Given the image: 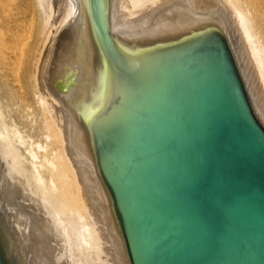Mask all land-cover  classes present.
Returning a JSON list of instances; mask_svg holds the SVG:
<instances>
[{"label": "water", "instance_id": "obj_1", "mask_svg": "<svg viewBox=\"0 0 264 264\" xmlns=\"http://www.w3.org/2000/svg\"><path fill=\"white\" fill-rule=\"evenodd\" d=\"M80 0L46 68L127 264H264V93L229 6L112 28ZM0 264H41L0 212Z\"/></svg>", "mask_w": 264, "mask_h": 264}, {"label": "bare ground", "instance_id": "obj_2", "mask_svg": "<svg viewBox=\"0 0 264 264\" xmlns=\"http://www.w3.org/2000/svg\"><path fill=\"white\" fill-rule=\"evenodd\" d=\"M55 1L53 4L54 6L57 5L58 12L44 11L45 13L39 16L31 4V0H0L1 76L5 77L8 73L12 74L13 82L15 86H18L19 92L11 87L10 89L12 92L16 91L17 98L22 102H27L29 94L40 95L39 100L47 115L44 129L47 130V137L52 140V144L56 145L54 152L51 154L43 153V160L36 162L34 159H39L40 155L34 147L36 146L38 149L45 147L40 143L29 141L28 152L32 160H30V168H27L25 166L26 156L20 155L15 149L13 141L15 138L20 139L22 133L17 128H9L4 124L3 112L0 108V212L33 251L41 264H57L58 252H65L70 264L82 263V257L87 248L93 247L97 241V239L94 240V235H97L98 232L93 234L91 230L97 222L103 225L101 231H104V238L111 237L109 239L111 247L107 248L114 251L115 253H112L115 256H113L114 259L107 258L109 262L111 260L113 264H127L78 154L70 109L46 73V68L66 26L65 24L75 14L80 2V0ZM174 1L114 0L112 28L146 26L153 12ZM222 1L229 6L264 93V0ZM50 2L51 0H42L40 5L42 7L44 3L50 5ZM131 15L136 16L134 21L128 19ZM61 16L65 18V23L64 19L57 23ZM50 17L53 22L50 21ZM127 19L131 21L127 22L128 24L123 22ZM49 21L53 25L49 24ZM55 23L58 25H55L56 29ZM57 100L62 105L59 109L63 108L62 112L64 111L65 118H58L52 114L53 107L57 108L54 105ZM40 109H42L41 105ZM57 111L59 110L57 109ZM20 143L25 144L26 140L22 139ZM9 182L11 185L8 187ZM17 191L21 193L20 199L27 202L30 200L33 202L34 194L41 192L44 207L49 209L53 215L50 227L55 228L51 234L57 235L58 239L59 236H64L65 244L51 245L45 240L44 235L46 234L39 235L40 232L38 233L36 229L31 233L27 231L28 220L26 216H30L31 219L34 217L29 212H26L28 215H24L25 213L19 209L28 205H25L23 201L19 204L16 202L15 193ZM31 206L33 207V205ZM43 213L47 212L44 211ZM55 239L53 238V240ZM104 247L103 250L106 249ZM105 256L107 257L106 253ZM105 256H103L104 259H106ZM77 257L78 259H76ZM100 258L96 259L100 261ZM91 260L95 259L92 258Z\"/></svg>", "mask_w": 264, "mask_h": 264}, {"label": "rangeland", "instance_id": "obj_3", "mask_svg": "<svg viewBox=\"0 0 264 264\" xmlns=\"http://www.w3.org/2000/svg\"><path fill=\"white\" fill-rule=\"evenodd\" d=\"M40 2H42V0H39V1L38 0H31V4L33 5V7H35L34 9L37 11V13H39V16L42 15V14H44L45 13L44 11H51V13L52 12H54V13L55 12H58L57 5L54 6V4L56 2L55 0H51L50 5L44 3L46 6L43 4V7H42V5H40ZM134 17H136V16L131 15V16L128 17V19L134 21V19H135ZM128 19H127V21H123V22H125L126 24H128L127 22H131ZM60 20L61 21L63 20L64 23L66 22L65 18L62 17V16L57 21V23ZM50 21H52V18L51 17H50ZM50 21H49V24H52V23H50ZM57 23L54 24L55 29H56V26H58ZM0 79H1L0 80V108H1V110L3 112L4 124H6L9 128L10 127L17 128L19 131H21V133H22L21 138L20 139L15 138L13 140L14 141V146H15V149L20 153L21 156H23V157L26 156V158H25V166L27 168H30V164H31L30 160H32V158L29 156V152H28V147H29L28 143H29V141H33L34 143H40L41 145H44V147H45V148H40V149H38L36 146L34 147L35 151H38V153L40 155V158L39 159H34V161H36V162L37 161L40 162V160H43V156H42L43 153L44 154L45 153L51 154L52 152H54V149L56 148V145H53L52 144V140L47 137V132H46L47 130L44 129L45 128V122L47 120V115L45 114V112L43 110V105H42V103L39 100V96L40 95H35L34 96V94H29V96L27 97V102H22V101H20L17 98L16 91L15 92L14 91L12 92V90L10 89V87L13 88L14 90H17L18 89V86H15V83L13 82V76H12V74L11 73H8L4 77V76H1V73H0ZM40 105H41V108L42 109H40ZM54 105L57 108L53 107L54 109H56V110H54V109L52 110L53 116L55 114V116L56 117L58 116V118H60V117H64L65 118L66 115L63 113L64 111L62 112V109L63 108L61 107V109H59L61 103H59V101L57 100V101H55V104ZM7 109H8V111H7ZM57 109L60 111V114H59V111H57ZM56 111H57V113H56ZM57 114H59V115H57ZM44 119H45V121H44ZM22 139L23 140H26V143L25 144L20 143V141ZM47 143H48V145H47ZM10 185H11V183L9 182L8 183V187ZM41 195H42L41 192H39V193L37 192L33 196V202H31V200L29 202H27L26 200L23 201V200L20 199V196H21V193L20 192L17 191V193H15V199H16V202L18 204L23 201V203H25V205H28L27 207H20L19 209L22 212L25 213L24 215H28V213L26 214V212H29L34 217V219H31L30 216L29 217L26 216L27 217V220H28L27 221L28 222L27 223V231L31 233L32 231H34L36 229L38 231V233L40 232L39 235L40 234L41 235L42 234L43 235L46 234V235H44L45 236V240H46L47 243L50 242L51 245H55L56 246L57 243H63V244H65L66 241L64 242V240H65L64 236H59V239H62V240H59L57 235H52L53 234L52 231H54V228H55V227L54 228L52 227L53 228L52 229L50 227V225H52L51 222L53 221L52 220L53 219V215H52V213L50 212L49 209H47L46 207H44V205H43L44 203L41 200ZM37 197H39L40 199L37 198ZM31 205H33V207ZM42 210H44L47 213H43L44 211L42 212ZM47 224H48V226H47ZM38 227H40V228H38ZM101 227L103 228V225H101L100 223L98 224V222L92 226V229L91 230L93 231V234H95V232H98L97 235L96 234L94 235V240L97 239L98 243H97V241H95V245L93 247H91L90 249H89V247L87 248V251L84 253L85 255L83 254L84 256L82 257V263L81 262H78V264H92L93 261H94L93 264H99V263L101 264V262H103L102 264H107V263L108 264H111L112 263L111 260H110V262H111L110 263L108 259H110V258L111 259H114L113 256H115V254H113V253H115V252L112 251V250H109V248H107V247H111V245H110L111 242H109L110 241L109 239L111 237H108L107 236L106 238H104V231H101L102 230ZM48 228L51 229V230H49ZM97 229H99V230L97 231ZM101 233L103 234L102 236H101ZM34 234L37 235V236H39L37 233H34ZM51 236L54 239H55V236H56L57 237L55 239L56 241L53 240V238ZM60 237H62V238H60ZM99 243H101V244H99ZM103 247H104V249L106 248L105 249L106 251L107 250L108 251L106 252L105 250H103ZM92 248H93V250H92ZM94 249H96V250H94ZM100 249H102V250H100ZM98 251H100V252H98ZM59 253H61V254H59ZM105 253H106L107 257L105 256ZM111 254H112V256H111ZM95 256H97V257H95ZM103 256H105L106 259H104ZM89 257H91V258H89ZM92 258L95 259V260H91ZM96 258H100V261L101 262L98 259H96ZM76 259H78V257ZM107 260H108V262H107ZM68 261L69 260H68L67 255H66L65 252H58V255H57V258H56L57 264H70V262H68ZM73 261H74V258H73Z\"/></svg>", "mask_w": 264, "mask_h": 264}]
</instances>
